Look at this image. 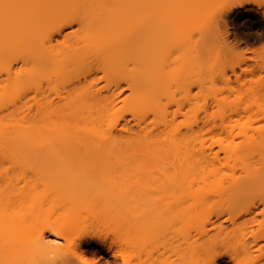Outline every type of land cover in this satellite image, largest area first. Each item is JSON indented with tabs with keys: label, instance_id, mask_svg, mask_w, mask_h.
<instances>
[{
	"label": "bare ground",
	"instance_id": "obj_1",
	"mask_svg": "<svg viewBox=\"0 0 264 264\" xmlns=\"http://www.w3.org/2000/svg\"><path fill=\"white\" fill-rule=\"evenodd\" d=\"M17 1L0 0V10ZM32 1L18 8L19 14L27 8L33 10L18 25L40 29L50 18L62 16L57 28L61 38L55 39L54 43L48 41L30 46L32 56L23 60L21 66L9 65L0 70V98L24 85H30L32 92L31 104L25 109L30 115L21 118L16 115L10 130H6L9 124L5 122L12 120L6 118H10L14 110L7 107L0 113V233L3 234L6 223H9V213L14 208H24L33 192L42 187L52 197L63 200L68 210L114 207L117 211H124L128 254L124 256L121 248L116 249V256L121 258L122 264H206L213 256L214 264H264V129L257 130L250 138L236 133V137L240 135L243 139L238 142L233 132H226L225 145L223 137L215 140L214 128L205 127L207 120L176 135L170 128L171 120H165L168 124L162 121L164 125L153 130L141 126L139 120L132 126L127 121L121 125L116 121L107 129L97 127L102 114L116 113V101L123 91H129L123 102L134 107L154 103L166 94L163 79L171 70L164 66V54L157 50L165 40L160 31H153V26L161 21L158 9L164 0L132 4L131 12L145 16L146 23L123 33L114 30L100 33L99 28L113 8L128 6L131 0H119L116 4V0ZM171 1H179V5L185 8L188 3V0ZM234 2L228 12L240 9L242 12L238 15H241L252 10V18L245 22L264 38V8L259 1L244 0L243 7L237 5V0ZM251 3L257 5L256 9L247 7ZM123 19L124 16L116 19L115 25L121 24ZM209 21L204 26L206 41L203 50L193 53L195 63L197 58L209 60L217 56L220 49L224 54L228 48L229 36L220 34L221 30L227 32L224 16L220 14ZM0 25H3L1 30L15 31L12 29L14 24ZM73 26L76 29H72ZM67 27L71 30L63 33ZM174 41L176 43L170 40L174 46L184 43L183 38ZM215 46H219V50ZM54 59L59 63L50 71L46 66ZM255 65L264 71V58ZM26 66H31L28 79L23 75ZM198 66L187 72L191 81L185 77V81L176 83L178 85L175 84L174 88H202L206 81L204 76H211L210 72L214 74V69ZM203 69H207L205 73ZM118 70H121L120 74L109 79L110 74ZM207 71L208 75H202ZM98 72L101 75L96 78ZM153 74L157 76L145 81ZM58 78L64 79L62 92L56 91L54 98H48V85ZM220 78L226 83L230 80L224 72ZM100 80H106L107 84L97 88ZM260 86V89L264 88V85ZM167 128L169 132H166ZM165 133L169 136L166 134L168 137L164 136L166 140L163 138L161 143L159 138ZM131 144L134 148L142 144L145 150L150 145L162 148H153L159 155H154L151 146L148 148L153 154L140 149L129 153ZM214 145L219 149L213 150ZM50 149H53L52 154ZM221 150L222 153L234 150L233 156H241L240 164L235 161L237 165H222L218 157ZM239 150L242 152L238 155ZM243 150L246 154L256 151V159L242 158ZM130 157L132 161L126 162ZM148 161L152 163L146 166ZM25 165L30 167L32 186L29 187V181H26L16 187V166ZM132 166L144 171H150L147 169L153 166L161 170V175L157 170L158 176L149 177V172L147 175L140 169V174L144 172L143 175L149 178L128 184L121 177H115ZM223 167L229 174L223 172ZM59 227L46 226L28 246L31 254L42 259L40 264H85L81 260L82 254L91 252V243L105 246L104 240L84 232L69 253L63 254L56 239H66L67 231ZM179 230H183L182 235L177 234ZM107 248L111 249V246ZM5 251L0 247V259L4 254L12 255V260L16 256L13 248ZM51 253L53 258L48 256Z\"/></svg>",
	"mask_w": 264,
	"mask_h": 264
},
{
	"label": "rangeland",
	"instance_id": "obj_2",
	"mask_svg": "<svg viewBox=\"0 0 264 264\" xmlns=\"http://www.w3.org/2000/svg\"><path fill=\"white\" fill-rule=\"evenodd\" d=\"M118 1L119 0H116L115 4ZM146 1L147 0H131L130 5L128 6L113 8V12L110 13L108 18L100 26V33L110 30H114L117 33H123L130 29L144 26L146 23L145 16H136L133 14L131 12V6L132 4H139L140 2L146 3ZM27 2H30V0H18L14 5L10 7L5 6L6 8H2L0 10V22L7 25L9 24V26L10 24H14V28H12V26L10 28L15 30L14 33L10 31V33L13 34V36H11L7 30L5 31L0 29L2 31H0L1 71L9 65H12L13 67L21 66L23 60L32 56V48L30 49V46L47 43L48 41L54 43L55 39L59 40L61 38L57 33V28L63 19L62 16H54L50 18L48 23L43 25L40 29H30L27 26L20 27L18 25L28 14L33 12L31 8H27L22 13H18V8L24 4H29ZM178 2H173L171 0L162 1L158 9L160 15L162 16L161 21L153 26V31H160L165 40V42H163L157 50L161 54H164V66H166L168 70H171L170 73L165 75L163 84L161 83L169 93H164L165 95L163 94L164 96L159 98V100L154 103H147L143 106L134 107L130 106L126 102H123V99L129 94V91H123L118 95V99L116 101V113L112 115L102 114V120L97 124V127L100 129H107L108 125L113 124L116 121L120 122V125L127 121L129 122V126H132L139 120L141 126H147L149 129L151 128V130H153L152 128L155 127L160 128L162 121L165 122L166 120L169 122V120H171V123L173 124L170 128H173L172 131H175L174 133L176 135V133H184L188 127L195 128L197 125L200 126L202 125V121L207 120L208 123H206L205 127L210 129L214 128L213 131L215 133V140L216 138L223 137L225 139L224 140L222 138V140H224V144L227 142V137L225 136H228V133L225 134L226 132H233L232 134H235V137L237 135L236 133H241V135L244 134L249 138L251 135H256L257 130L259 131L260 129H264V88L260 89V85H264V71L260 70L255 65V63H258L261 58H264V38H260L258 36V32H255L254 29L252 30L248 26V23L245 22L247 19L249 20V18H252L253 11H245L241 15H238V13L242 12L240 9H237L234 13L228 12V8L233 5L234 0H188V3L186 2V8L180 6ZM256 6V4L251 3L247 7L256 9ZM220 14L224 16L227 23V32L225 33L224 30H221L220 34H222V36H229L227 43L229 44L228 48L230 49L226 47L229 51L225 49L226 52L224 51V54L223 52L221 54V49H217L219 46H215L216 50H219L220 54H217L216 56L215 53L218 51H215L213 54L215 56H210L211 58H209V60L206 59V57L197 58L195 63L193 53L196 52V50L202 51L203 44L206 41L204 26L206 23L210 22V19H213ZM121 16H124L123 22L115 25V20L119 19ZM3 25H0V27ZM3 27H5V25ZM71 28L76 29V26ZM178 28L182 29L179 30ZM63 30V33H65V31L67 32L71 29L70 27H67ZM179 38H183L184 43L174 46L173 42L176 43L174 40H178ZM171 39H173L172 44L170 42ZM215 44H217V42ZM58 63V59H54L52 62L47 64L46 68L52 71L57 68ZM195 65H199L203 68L211 67V69H214V74L210 72L212 74L211 76L210 74L209 76H204L206 81H204L205 84H203L202 88L192 86L189 90L183 88L175 89V84L185 81L184 78L187 77L186 75L188 70L190 68L192 69ZM206 70L203 69L202 72L205 73L204 71ZM120 72L121 70H118L110 74L109 79L118 76ZM222 72H224L225 75H228V78L230 79L228 83L224 82L225 80L223 81L220 78ZM203 73L202 75H208V71L206 74ZM191 74L194 76L193 73ZM23 75L25 79L29 78L31 75V66H26L24 68ZM100 75L101 73L98 72L95 77L97 78ZM156 76L157 75L155 74L152 76L150 75V77L146 78L145 81L152 78L154 79ZM236 77L239 80H237ZM186 80L191 81V78L187 77ZM63 82L64 79L58 78L53 80L51 84L48 85L46 92L48 98H54L55 92H60L62 90ZM106 84V80H100L97 82L96 87H104ZM243 84L245 85L243 86ZM31 96L32 92L30 85H24L22 88L10 90L6 95L0 98V113L1 111L4 112L7 107L14 110V114L10 118H6L12 119L11 121L5 122L9 124V129L6 130H10L11 124L14 123L13 119L16 115L19 118L23 115L26 117L30 115L26 114L25 109L31 104ZM1 115L2 114H0V117ZM53 122L54 121H52V123ZM168 122H165L164 124H168ZM169 130L167 128L166 132H169ZM172 131L170 133L173 136L174 133H172ZM166 134L169 136L168 133H165V135L162 134V137L159 138L160 142L163 138L166 140L168 137H166ZM244 135L242 136L244 137ZM237 137L235 138V141L237 142L242 139L240 135L239 137L241 138L238 137L237 139ZM169 138H171V136ZM119 139L120 141L122 140V138ZM168 139L166 142H168ZM159 141L158 143H160ZM235 141H233V143ZM234 144H236V142ZM131 145V148L128 146L130 149L128 150L129 153L140 149L144 150V152H151L154 150V155H159L157 150L153 149L156 148L157 145L155 147L153 145V148L152 145H150L153 150L148 148L150 146H147L146 150L145 148L143 149L144 146L142 144L140 145L143 147L137 144L139 146L137 148H134L133 144ZM216 146H213V150L219 149H217L218 146ZM157 147L161 146L159 145ZM161 148L159 149L161 150ZM230 151L231 150H229V152L226 151L227 154H224L226 153L225 151L222 153L223 150L219 151V162L223 163L222 165H226V163L231 165L235 161H238L237 164L239 163V160L241 159L239 154H241L242 151L239 150L240 153L238 151L234 152H238L236 154H238L240 158L235 157L237 155L233 156L234 150L232 152ZM243 151L245 155L246 150ZM255 152L256 151H251L247 153L246 156L242 154V158L246 157L245 159L248 161H254V159H256L255 156L257 155H255ZM52 153L53 149L51 150V154ZM127 153L128 152L125 154ZM129 153L127 156H129ZM146 156H148V154ZM153 158L155 157L152 156V159ZM157 159H155V161H157ZM148 160L150 161V159ZM158 160L159 162L161 161L160 158ZM243 160L241 162H243ZM125 161L131 162L132 158H127ZM149 161L148 163L146 162V166L149 164ZM151 163L152 162H150V164ZM234 164L237 165L236 163ZM3 166L5 167V164ZM7 166H9V164H7ZM232 167L233 166L230 168ZM234 167L238 168V166ZM20 168L16 166L15 169V186L21 187L26 183V181H29L27 184L31 187L32 182L30 181V167L25 165ZM151 168L152 169L149 168L147 170L153 171L154 173L146 171V169L144 171L142 168L132 166L129 170H126L119 176L115 174V177L117 179L121 177V180L128 184L132 181L138 182L149 177L158 176L159 174L161 175V170L159 171L157 168L154 169L153 166ZM140 169H142L145 173L149 172V175L147 173L149 177L147 175H143L145 174L144 172L143 174H140L142 173ZM223 170L225 173L228 172L224 167ZM120 182L124 183L122 181ZM56 198L52 197L42 187H39L33 192L32 197L28 200L24 208L19 210L17 207L9 213L8 216L10 220L7 221L9 223H6L8 225H6V229L3 230V234L0 233V247L2 251H7L10 248H13L16 256L12 260L10 258L12 255L9 254V256H7L8 254H4L2 259H0L1 264H40L42 259L40 260L38 255L37 258L35 254H31L32 252L28 250V248L30 249L28 246L32 243L36 235L49 225L56 227L60 226L67 231L66 239H56V244H58L60 249L59 251L63 254L69 253V249L73 248V245L77 244V239L80 234L89 232L99 239L104 240L105 246H101L98 243H91V252L82 254V261L89 262L90 264H101V262L102 264H122L121 258L116 256V249L121 248L119 250H121V253L124 254V256L128 254L126 244L127 228L125 225L126 223H124L125 212L122 210L117 211L114 207L101 210L99 208L97 210H68V208L66 209L65 207L66 205H64L65 202ZM98 201L103 203L100 199H98ZM69 208L71 207L69 206ZM178 232L180 233L177 234L182 235L181 232H183V230H179ZM46 235L49 239H52V237H49L47 233ZM108 245L111 246V249L107 248ZM82 247L83 249L85 248V246ZM48 256L53 258L54 254L51 253Z\"/></svg>",
	"mask_w": 264,
	"mask_h": 264
},
{
	"label": "snow or ice",
	"instance_id": "obj_3",
	"mask_svg": "<svg viewBox=\"0 0 264 264\" xmlns=\"http://www.w3.org/2000/svg\"><path fill=\"white\" fill-rule=\"evenodd\" d=\"M244 0H237V5L240 7H243ZM259 3L262 8H264V0H259ZM214 258L215 256L211 257L208 261H206V264H214ZM87 264V262H85ZM102 264V262H101Z\"/></svg>",
	"mask_w": 264,
	"mask_h": 264
}]
</instances>
